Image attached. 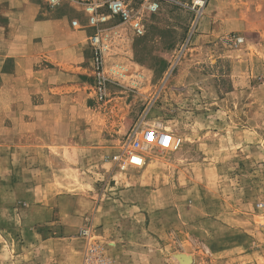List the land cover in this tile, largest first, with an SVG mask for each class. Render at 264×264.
Masks as SVG:
<instances>
[{"label":"rangeland","instance_id":"1","mask_svg":"<svg viewBox=\"0 0 264 264\" xmlns=\"http://www.w3.org/2000/svg\"><path fill=\"white\" fill-rule=\"evenodd\" d=\"M45 3L0 0V264H264V0H160L140 34L110 18L103 100ZM145 127L180 142L114 162Z\"/></svg>","mask_w":264,"mask_h":264},{"label":"built area","instance_id":"2","mask_svg":"<svg viewBox=\"0 0 264 264\" xmlns=\"http://www.w3.org/2000/svg\"><path fill=\"white\" fill-rule=\"evenodd\" d=\"M45 2L50 8L57 7L63 2L81 5L88 13L89 24L91 26L98 27L110 18L115 17L123 23H129L134 31L139 34L143 32V13L156 12L160 4V0H45ZM71 24L72 26H77L78 21L73 19ZM88 42L92 52L91 66L94 79V92L98 100H103L107 95L106 83L108 77L104 68L105 54L101 31L96 29V32L88 37ZM162 131L155 127H145L138 132H134L125 148L119 153L114 154L111 158L121 167L143 166L146 160L140 153V149L144 145L143 143L153 144L163 149L177 147L179 144L180 139L178 137L169 131Z\"/></svg>","mask_w":264,"mask_h":264},{"label":"crops","instance_id":"3","mask_svg":"<svg viewBox=\"0 0 264 264\" xmlns=\"http://www.w3.org/2000/svg\"><path fill=\"white\" fill-rule=\"evenodd\" d=\"M46 4V3H45ZM69 5V3H66V2H63L61 5H59V6H57V7H54V8H50V7H48L47 6V4H46V7L48 8V9H50V10H56L57 12H55L56 13V15H58V16H54L55 18H54V20H52V23H50V25H49V27L51 28V30H50V33H51V31L52 32H54L55 33V31H58V33L59 34H61L58 38H59V42H61L62 43V45H65V47L66 46H68L70 43V41L72 42L73 41V44H75L76 46H82L84 43L83 42H85V44L84 45H86V48L88 49V51H89V54H90V57L92 56V52H91V47H90V44H89V42H88V36L86 37V38H84L83 39V31H81V32H77V36L76 37H69V36H67L70 32H71V26H72V24H71V21L73 20V19H76L77 21H78V24H79V20L75 17V16H73L74 18H72V19H68V17L65 15H63V14H66V13H64V12H61L60 10H61V7L62 6H64V5ZM72 5H77V6H81V5H78V4H72ZM81 7H83V6H81ZM104 12H106L105 10H104ZM36 14H35V16L37 15V11L35 12ZM85 18L87 19V21L89 22V17H88V13L87 12H85ZM114 18V17H113ZM109 22V21H108ZM108 22H105V23H103V25H105L106 23H108ZM110 23L112 24V18H111V20H110ZM102 26V24H100L98 27H91L92 28V31L91 30H89L88 32L92 35V34H94L95 32H96V29H99L100 31H101V27ZM31 32V34H36L37 33V30H36V28L34 29V30H31L30 31ZM72 33V32H71ZM102 33V32H101ZM70 38L72 39V40H70ZM84 40V41H83ZM83 41V42H82ZM61 45V44H60ZM83 45V46H84ZM64 47V48H65ZM62 50H64V49H62ZM58 59H60L61 60V63H65V64H67L68 66L69 65H73V63L70 61V59H65V54H62L61 56L60 55H58ZM89 64H90V66H91V60H89ZM91 71H92V66H91ZM92 73V72H91Z\"/></svg>","mask_w":264,"mask_h":264},{"label":"water","instance_id":"4","mask_svg":"<svg viewBox=\"0 0 264 264\" xmlns=\"http://www.w3.org/2000/svg\"><path fill=\"white\" fill-rule=\"evenodd\" d=\"M178 256H181L184 259L185 262H183V264H190L191 263L192 259L190 256H188V260H185L187 257H185L186 255H184V254H179Z\"/></svg>","mask_w":264,"mask_h":264},{"label":"bare ground","instance_id":"5","mask_svg":"<svg viewBox=\"0 0 264 264\" xmlns=\"http://www.w3.org/2000/svg\"><path fill=\"white\" fill-rule=\"evenodd\" d=\"M162 132H163V131H162ZM143 144H147V143H143ZM185 257H187L185 260H188V256L186 255ZM180 259H181L183 262H185L184 259H183L182 257H180ZM180 259H179V260H180Z\"/></svg>","mask_w":264,"mask_h":264}]
</instances>
